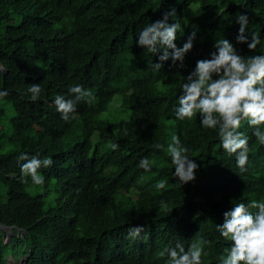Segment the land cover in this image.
Instances as JSON below:
<instances>
[{"label": "trees", "instance_id": "16d2710c", "mask_svg": "<svg viewBox=\"0 0 264 264\" xmlns=\"http://www.w3.org/2000/svg\"><path fill=\"white\" fill-rule=\"evenodd\" d=\"M173 9L177 47L196 33L183 67L138 45L139 31ZM238 14L249 17V41L260 36L255 51L237 42ZM222 38L241 56L264 55V0H0V91L8 93L0 97V224L14 227L8 241L0 228V264H166L161 251L177 241L187 250L201 237L210 242L202 264H219L230 248L217 228L224 213L264 202V144L243 121L249 152L241 172L218 130H205L198 114L178 120L175 109L185 78ZM156 63L163 65L157 72ZM31 84L42 88L36 102ZM73 86L94 99L79 102L65 121L54 100L73 98ZM111 106L132 114L108 121L101 115ZM173 136L199 165L184 185L166 151ZM21 154L53 160L39 170L42 185L21 182ZM145 157L149 172L138 167ZM160 180L167 183L157 190ZM137 226L141 237L127 239Z\"/></svg>", "mask_w": 264, "mask_h": 264}, {"label": "clouds", "instance_id": "9594fccd", "mask_svg": "<svg viewBox=\"0 0 264 264\" xmlns=\"http://www.w3.org/2000/svg\"><path fill=\"white\" fill-rule=\"evenodd\" d=\"M169 17L176 18L175 9L165 13L162 20L141 29L138 45L146 49L148 54L162 53L159 55L161 62L171 59L174 64L180 62L179 66L183 67L185 55L193 48L196 33L193 32L182 47H177L175 41L181 30V23L176 20L169 24ZM237 21L240 25L237 42L247 44L250 51H255L261 41L258 33H252L250 41L245 35L249 17L238 14ZM214 47L216 51L211 53V58L198 60L195 69L182 83V94L178 98L175 114L181 121L191 120L198 114L205 130H218L223 151L229 157L235 156L237 167L244 172L249 148L248 138L239 131L243 121L254 128L253 134L260 144H264V131L261 130L264 126V55L241 56L229 40L224 38L217 40ZM162 66V63L151 65L154 70H159ZM0 68L3 69L2 64ZM28 92L31 101L36 102L40 99L42 88L40 84H31ZM69 93L73 98L65 99L62 95H57L54 100L56 110L65 121L76 111L79 102L91 105L94 99L92 92L84 90L82 86L71 87ZM7 95L6 91H0V97ZM111 147L115 150L119 146L112 144ZM154 147L161 150L164 145L157 143ZM166 151L175 166L173 175L178 178L179 184L195 180L199 165L190 158V150L181 143L179 137H172ZM18 159L26 161L21 165V182H27L30 177L33 184L42 185L44 179L39 170L52 166L53 160L40 159L38 154L31 158L21 154ZM138 167L149 172L151 162L145 157L140 160ZM166 183V180H160L155 187L162 190ZM130 194L138 198L137 190L133 189ZM161 207L167 208L165 202L161 201ZM249 209L258 211L253 213ZM0 228L7 231V241L10 240L14 227L3 225ZM217 228L230 247L225 250L226 255L218 258L219 264H264V202L252 200L247 205L243 202L234 204L231 210L224 213V223L217 225ZM16 229L22 232L20 228ZM143 232L142 226L130 227L127 239L137 240ZM209 243L201 237L194 240L186 250L177 241L175 247L165 248L159 253V257L163 258L167 254L166 264H202L204 245Z\"/></svg>", "mask_w": 264, "mask_h": 264}, {"label": "rangeland", "instance_id": "374dc122", "mask_svg": "<svg viewBox=\"0 0 264 264\" xmlns=\"http://www.w3.org/2000/svg\"><path fill=\"white\" fill-rule=\"evenodd\" d=\"M115 101H119L118 96H116L114 102ZM131 114H132L131 111L119 112V109L117 107L111 106V109L108 112L101 115V117L106 118L108 121H116L121 118H128ZM10 261H12V259H10ZM20 264H24V261H21Z\"/></svg>", "mask_w": 264, "mask_h": 264}, {"label": "bare ground", "instance_id": "6f19581e", "mask_svg": "<svg viewBox=\"0 0 264 264\" xmlns=\"http://www.w3.org/2000/svg\"><path fill=\"white\" fill-rule=\"evenodd\" d=\"M138 26H139V25H138ZM158 59H159V58H158ZM73 68H74V67H73ZM77 68H78V67H77ZM77 70H78V69H77ZM93 70H94V69H93ZM154 71H155V70H154ZM72 72H73V71H72ZM156 72H157V70H156ZM153 77H154V76H153ZM155 77H156V76H155ZM156 79H157V78H156ZM140 80H141V79H140ZM155 81H156V80H155ZM61 83H62V82H61ZM148 83H149V82H148ZM141 84H142V82H141ZM116 85H117V84H116ZM137 85H138V84H137ZM144 85H145V84H144ZM137 87H138V86H137ZM134 88L136 89V87H134ZM137 89H138V88H137ZM142 89H143V88H142ZM139 90H140V89H139ZM151 90H152V89H151ZM148 92H149V91H148ZM148 92H147V93H148ZM165 92H166V91H165ZM165 92H164V93H165ZM58 93H60V92H58ZM151 93H152V92H151ZM166 93H168V92H166ZM144 94H145V93H144ZM144 94H142V95H144ZM147 95H148V94H147ZM141 108H142V107H141ZM141 108H140V109H141ZM146 110H147V108H146ZM146 110H145V111H146ZM135 111H136V110H135ZM135 113L137 114V112H135ZM146 113H147V112H146ZM148 113H149V112H148ZM143 114H144V113H143ZM136 116H137V115H136ZM132 118H133V117H132ZM138 119H139V118H138ZM141 119H143V117H141ZM134 120H135V118H134ZM143 120H144V119H143ZM137 121H138V120H137ZM144 121H145V120H144ZM96 130H97V129H96ZM76 149H77V148H76ZM136 158H137V157H136ZM64 185H65V184H64ZM115 192H116V190H115ZM112 195L114 196V192H113ZM115 195H116V193H115ZM104 196H105V195H104ZM18 200H19V199H18ZM23 201H24V200H23ZM71 202H72V201H71ZM103 202H104V201H103ZM11 203H12V202H11ZM110 203H111V202H110ZM32 206H33V205H32ZM101 207H102V206H101ZM34 211H35V210H34ZM155 237H156V236H155ZM132 243H133V242H132ZM16 247H17V245H16ZM146 247H147V246H146ZM10 248H11V247H10ZM18 248H19V247H18ZM18 248H17V250H18ZM14 249H15V248H14ZM14 249H13V250H14ZM17 250H15V251L17 252ZM23 250H24V249H23ZM47 250H48V249H47ZM15 251H14V252H15ZM21 251H22V250H21ZM69 251H70V250H69ZM16 252H15V253H16ZM19 252H20V251H19ZM17 253H18V252H17ZM65 253H66V251H65ZM8 254H9V253H8ZM50 254H51V253H50ZM46 256H47V255H46ZM48 257H49V256H48ZM46 258H47V257H46ZM46 258H45V259H46ZM47 259H48V258H47ZM46 264H47V263H46Z\"/></svg>", "mask_w": 264, "mask_h": 264}, {"label": "water", "instance_id": "95a60500", "mask_svg": "<svg viewBox=\"0 0 264 264\" xmlns=\"http://www.w3.org/2000/svg\"><path fill=\"white\" fill-rule=\"evenodd\" d=\"M1 227H3V225L0 224Z\"/></svg>", "mask_w": 264, "mask_h": 264}]
</instances>
